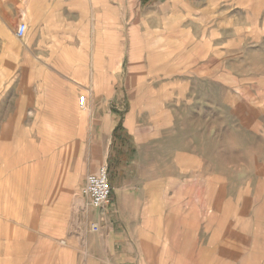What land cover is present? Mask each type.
I'll return each instance as SVG.
<instances>
[{"label":"rangeland","instance_id":"obj_1","mask_svg":"<svg viewBox=\"0 0 264 264\" xmlns=\"http://www.w3.org/2000/svg\"><path fill=\"white\" fill-rule=\"evenodd\" d=\"M0 1V262L208 264L230 222L264 264V0H47L31 43L46 26L50 61L55 39L15 34L26 0ZM42 78L57 83L35 100ZM92 89L125 148L107 164L110 118L88 125L79 105ZM60 91L68 119L36 106ZM102 167L136 193L92 207L82 188Z\"/></svg>","mask_w":264,"mask_h":264},{"label":"crops","instance_id":"obj_2","mask_svg":"<svg viewBox=\"0 0 264 264\" xmlns=\"http://www.w3.org/2000/svg\"><path fill=\"white\" fill-rule=\"evenodd\" d=\"M46 2L47 0H26L25 1V9H26V19H27V22L28 24L27 25V33H26V37L28 38L27 40L29 41V48L30 47H36L37 50H41L42 48L45 49L46 51H48V47L49 46H52L51 42H52V39H55L56 40V43H55V46H54V51H55V57H50V55L48 54V57H49V61L51 59H59L58 56H57V51L60 50V41L58 40V38L54 37L53 35H50L48 38L49 40L46 38L47 37V28L46 26L44 25H40L41 27L38 29V33L39 36H40V40L38 42V44H36V46H33V43H31V36L34 37V35L36 34L35 32V24H34V16L36 15H40L44 16V12H45V9H46ZM71 5V2L67 3V5L65 6V9L69 12H74L76 14H79L80 16L82 15V10L81 8H77L76 7H72L70 6ZM2 15H3V9H2V2L0 1V19L2 18ZM76 27H82V24L80 23H77L75 24ZM34 40V38H33ZM44 42H48L49 44L46 46V45H43ZM35 44V43H34ZM27 47V48H28ZM25 48V49H27ZM28 48V49H29ZM11 57V55H7V53L5 54V57ZM74 65L76 67H78L79 69V73H77V75H80L81 74V67H82V64L81 62L79 63H76L75 61L73 62ZM63 74V73H62ZM77 75H75V79H77ZM71 78V77H70ZM46 80V81H45ZM57 80L56 79H50V81H48L47 79H38L37 80V88L35 90V100H37V96L39 95V91L43 92V88L46 84L48 83H52V82H56ZM71 81V80H70ZM72 82V81H71ZM58 85H61L62 88L64 89H70V90H74L72 91V95H73V98L75 99L76 101V98H78V96H80L82 93L81 91V85L78 86V85H73V86H70L69 84L67 83H64L63 81L60 82ZM87 93V105H86V111H88V119L86 120V124L89 123V118L91 117V115H97V116H101V113H103L104 116H108L110 118V121H111V124H110V134H109V143H104L103 146L105 147V149L103 150L105 152V164H107L108 162H110V160L114 159L116 160V156H117V152H120V150L124 147L123 146V140H120L119 142V135H121V133H119V129L117 126H116V123H115V118H114V113L112 111H109L107 112V108L106 107V103L108 102V98L107 99H104L103 96H101L99 94V92L95 89H92L88 92H85ZM64 91H60L59 93H56V94H51L49 98L46 99V101H44L43 103L37 105V102H36V106L38 109H40L41 111L43 112H48L49 110H53L55 111V113L59 114L60 116H62L64 119H68L67 115L65 114L64 112V108H63V105H62V98L64 97ZM54 99V103L51 102V100ZM102 100H105L106 102H103ZM76 104V103H75ZM101 106L103 107V109H101ZM90 116V117H89ZM73 122H75L76 124H78L77 121L75 120H72V119H69ZM91 123H89L88 125H90ZM79 125V124H78ZM80 126V125H79ZM82 128V126H80ZM118 128V129H117ZM125 148H123L124 150ZM122 153V152H121ZM118 157V156H117ZM119 158V157H118ZM123 165H126L123 163ZM124 168V167H123ZM110 183L112 185V188L115 192V190L118 192V197H119V200L122 201L123 199L122 198H125V199H128V196L131 195L132 193H134L136 190H131V188L129 187L130 183H131V180H120L119 177L112 175L110 176ZM136 193V192H135Z\"/></svg>","mask_w":264,"mask_h":264},{"label":"bare ground","instance_id":"obj_3","mask_svg":"<svg viewBox=\"0 0 264 264\" xmlns=\"http://www.w3.org/2000/svg\"><path fill=\"white\" fill-rule=\"evenodd\" d=\"M14 7L18 10L21 9V4L18 1L13 2ZM21 16L26 17V12H21ZM3 18V17H2ZM0 30L5 33L6 32V26L3 24H0ZM51 91L49 87L44 88V92ZM49 94V92L47 93ZM64 98V97H63ZM65 106L71 108V102L65 100ZM76 183V182H75ZM264 190H261L258 192V194H261ZM220 192V191H219ZM221 193V192H220ZM219 194V193H218ZM224 195V194H223ZM220 196V195H219ZM217 197V195H216ZM215 197V198H216ZM222 197V196H221ZM77 198V197H76ZM162 198V197H161ZM217 200V199H216ZM77 202H80L79 204L83 203L81 198H77ZM159 203V201H158ZM258 203V197L254 198H246L245 207L253 208L256 207ZM160 205V204H159ZM163 207V206H162ZM161 207V208H162ZM227 208V207H226ZM149 209V208H148ZM260 209H264V205L261 207H258L256 211H259ZM163 213V211H162ZM158 214V213H157ZM151 215V214H150ZM163 216V215H162ZM166 217V216H165ZM169 221V220H168ZM165 223V222H164ZM228 223V222H227ZM233 223V222H232ZM166 224V223H165ZM227 227L225 228V234L223 237V240L219 246V253L218 255L208 254L205 259H207L208 264H256V260L254 261L253 252L251 251L250 245L252 243L251 236L248 237V241L245 245V247L242 246L240 238L241 236L236 234L235 231H233L230 227H232L231 223L229 222L226 224ZM264 225V223L262 224ZM228 228V229H227ZM162 229V228H161ZM250 229V226H249ZM145 230V229H144ZM157 233V232H156ZM151 234V233H150ZM167 234V233H166ZM165 235V234H164ZM160 238V237H159ZM166 238V237H165ZM243 239V238H242ZM246 239V238H245ZM165 240V239H164ZM149 242V241H148ZM148 242L146 243L148 245ZM161 242V241H160ZM145 243V242H144ZM141 244V243H140ZM145 244V245H146ZM146 245V246H147ZM154 245V244H153ZM156 245V244H155ZM149 246V245H148ZM147 246V248H148ZM157 247V245H156ZM150 248V246H149ZM153 249V248H152ZM200 250V249H199ZM149 251V250H148ZM203 251V250H202ZM154 252V251H153ZM152 252V253H153ZM200 254V253H199ZM148 255V254H147ZM194 255V254H193ZM147 257V256H146ZM149 257V256H148ZM152 257V256H151ZM200 257V256H199ZM205 257V256H204ZM203 259V258H202ZM148 260V259H147ZM156 260V259H154ZM152 261V260H151ZM195 261V260H194ZM193 261V262H194ZM197 263V262H196ZM201 263V261L199 262ZM0 264H7L0 262ZM154 264V263H153ZM198 264V263H197Z\"/></svg>","mask_w":264,"mask_h":264},{"label":"built area","instance_id":"obj_4","mask_svg":"<svg viewBox=\"0 0 264 264\" xmlns=\"http://www.w3.org/2000/svg\"><path fill=\"white\" fill-rule=\"evenodd\" d=\"M27 33V25L20 23L16 29L17 38H24ZM79 105L84 109L87 105V97L81 96ZM112 185L110 183L107 167L100 168L97 172L87 176L85 185L82 188V195L87 197L92 207L101 209L109 205L112 196ZM100 227L94 225V231H98Z\"/></svg>","mask_w":264,"mask_h":264}]
</instances>
